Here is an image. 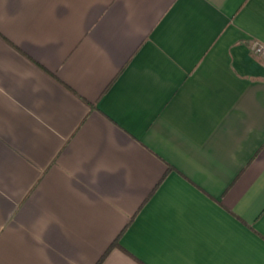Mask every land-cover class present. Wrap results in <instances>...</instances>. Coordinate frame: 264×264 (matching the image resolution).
Instances as JSON below:
<instances>
[{
  "label": "crops",
  "instance_id": "crops-1",
  "mask_svg": "<svg viewBox=\"0 0 264 264\" xmlns=\"http://www.w3.org/2000/svg\"><path fill=\"white\" fill-rule=\"evenodd\" d=\"M264 0H0V264H264Z\"/></svg>",
  "mask_w": 264,
  "mask_h": 264
},
{
  "label": "trees",
  "instance_id": "trees-1",
  "mask_svg": "<svg viewBox=\"0 0 264 264\" xmlns=\"http://www.w3.org/2000/svg\"><path fill=\"white\" fill-rule=\"evenodd\" d=\"M118 240H119V235L114 239V241L110 244V246L106 249V251L103 253V255L98 259V261L95 264H101L104 258L107 256V254L110 252V250L113 247H119Z\"/></svg>",
  "mask_w": 264,
  "mask_h": 264
},
{
  "label": "built area",
  "instance_id": "built-area-1",
  "mask_svg": "<svg viewBox=\"0 0 264 264\" xmlns=\"http://www.w3.org/2000/svg\"><path fill=\"white\" fill-rule=\"evenodd\" d=\"M253 51L255 54L260 55L264 60V45L261 43H256L254 45Z\"/></svg>",
  "mask_w": 264,
  "mask_h": 264
}]
</instances>
